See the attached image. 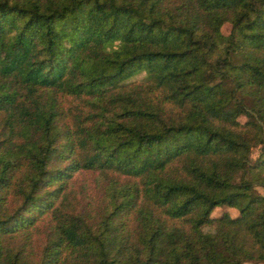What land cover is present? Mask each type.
I'll use <instances>...</instances> for the list:
<instances>
[{"label": "trees", "instance_id": "1", "mask_svg": "<svg viewBox=\"0 0 264 264\" xmlns=\"http://www.w3.org/2000/svg\"><path fill=\"white\" fill-rule=\"evenodd\" d=\"M83 172L95 198L70 188ZM246 260L264 0H0V264Z\"/></svg>", "mask_w": 264, "mask_h": 264}, {"label": "rangeland", "instance_id": "2", "mask_svg": "<svg viewBox=\"0 0 264 264\" xmlns=\"http://www.w3.org/2000/svg\"><path fill=\"white\" fill-rule=\"evenodd\" d=\"M227 29H228V23L225 22L221 26V31L225 33ZM142 76H143V72H138L132 75L129 79L130 80H140ZM256 154H257V145L251 146L250 153H249L250 157L253 158L255 157ZM94 175H95V172L94 174L90 172L73 174L72 176L73 179L70 183V188L72 189V191H74L73 194H76V191L78 190V188L82 186L86 195H88L90 198L91 197L95 198L98 192L96 193V190L94 189L95 184H96ZM256 189L260 191L259 187H256ZM224 209L227 210L230 215L236 214V209L233 207H225ZM221 210L222 209L220 207L214 208L212 211V214H219ZM203 229L208 231V230H211V227L209 225H204ZM244 262L245 264H264L263 261H255V260H246Z\"/></svg>", "mask_w": 264, "mask_h": 264}]
</instances>
